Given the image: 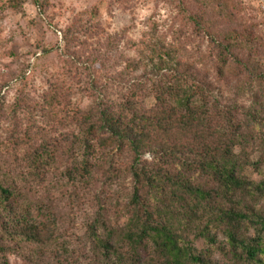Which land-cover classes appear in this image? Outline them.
Segmentation results:
<instances>
[{
    "label": "rangeland",
    "instance_id": "374dc122",
    "mask_svg": "<svg viewBox=\"0 0 264 264\" xmlns=\"http://www.w3.org/2000/svg\"><path fill=\"white\" fill-rule=\"evenodd\" d=\"M212 1L0 0V182L13 193L8 209L0 206V264L119 263L115 254L97 257L94 235L124 247L130 156L115 152V173L102 174L106 156L85 148L77 120L90 113L101 86L120 96L127 75L141 81L136 86L151 106L161 57L189 82L210 87L217 113L241 132L233 148L239 176L264 180V0ZM129 61L128 71L137 70L120 75ZM142 159L174 168L167 157ZM197 164L177 168L211 185ZM255 203L264 213V196ZM11 211L36 225L44 241L15 236ZM253 227L242 223L240 235L255 237ZM191 238L205 264H258L232 250L224 234L216 245ZM146 243L138 264H162ZM124 256L120 264H133Z\"/></svg>",
    "mask_w": 264,
    "mask_h": 264
},
{
    "label": "trees",
    "instance_id": "16d2710c",
    "mask_svg": "<svg viewBox=\"0 0 264 264\" xmlns=\"http://www.w3.org/2000/svg\"><path fill=\"white\" fill-rule=\"evenodd\" d=\"M209 1L212 5L213 1ZM163 59L159 58L163 63L158 69L160 80L152 84L151 106L139 91L141 85L136 86L141 81L127 75L137 70L132 67L128 71L132 63L129 61L120 73L127 75L122 77L125 91L114 97L104 93L101 86L88 108L90 113L77 120L85 148L106 156L104 163L108 167L101 170L102 174L115 173V152L130 156L126 169L133 184L131 216L121 235L127 250L109 244L107 237L94 235L100 243L97 257L108 261L115 254L120 264L128 252L130 262L138 264L137 251L145 248L148 240L162 264H205L206 259L194 254L191 236L216 245L221 233L232 250L240 249L248 261L264 264V213L255 206V198L264 196V180L254 182L239 176L233 148L241 132L230 117L217 113L215 96L207 84L205 88L189 82L184 71H174ZM169 72L172 75L163 81ZM260 75L264 79V70ZM146 153L155 160H173L174 168L143 160ZM191 163H198L202 172L210 174L211 185H199L183 175L186 165L192 168ZM12 195L10 187L0 182L2 208L8 209L7 201ZM7 223L11 224V232L24 241H44L40 229L18 212H13ZM242 223L255 225V237L240 235Z\"/></svg>",
    "mask_w": 264,
    "mask_h": 264
},
{
    "label": "built area",
    "instance_id": "2783aa9c",
    "mask_svg": "<svg viewBox=\"0 0 264 264\" xmlns=\"http://www.w3.org/2000/svg\"><path fill=\"white\" fill-rule=\"evenodd\" d=\"M263 2V0H261Z\"/></svg>",
    "mask_w": 264,
    "mask_h": 264
}]
</instances>
